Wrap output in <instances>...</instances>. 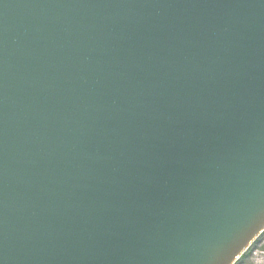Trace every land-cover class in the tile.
Returning <instances> with one entry per match:
<instances>
[{
	"label": "water",
	"instance_id": "1",
	"mask_svg": "<svg viewBox=\"0 0 264 264\" xmlns=\"http://www.w3.org/2000/svg\"><path fill=\"white\" fill-rule=\"evenodd\" d=\"M264 233V0H0V264H236Z\"/></svg>",
	"mask_w": 264,
	"mask_h": 264
},
{
	"label": "rangeland",
	"instance_id": "2",
	"mask_svg": "<svg viewBox=\"0 0 264 264\" xmlns=\"http://www.w3.org/2000/svg\"><path fill=\"white\" fill-rule=\"evenodd\" d=\"M253 253H251V258L244 260L243 264H264V236L263 239L257 242L256 245L252 247Z\"/></svg>",
	"mask_w": 264,
	"mask_h": 264
},
{
	"label": "trees",
	"instance_id": "3",
	"mask_svg": "<svg viewBox=\"0 0 264 264\" xmlns=\"http://www.w3.org/2000/svg\"><path fill=\"white\" fill-rule=\"evenodd\" d=\"M263 236H264V234L261 236V237H259V239L257 240V242H259L260 240H262L263 239ZM257 242L254 244V245H256L257 244ZM253 245V246H254ZM252 246V247H253ZM252 247L247 251V253L245 254V255H243L239 260H238V262L236 263V264H243L244 263V260H247V259H249V258H251V253H253V249H252ZM243 262V263H242Z\"/></svg>",
	"mask_w": 264,
	"mask_h": 264
}]
</instances>
